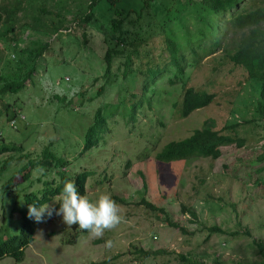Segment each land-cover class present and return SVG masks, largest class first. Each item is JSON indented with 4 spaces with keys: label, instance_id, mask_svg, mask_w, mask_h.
<instances>
[{
    "label": "rangeland",
    "instance_id": "rangeland-1",
    "mask_svg": "<svg viewBox=\"0 0 264 264\" xmlns=\"http://www.w3.org/2000/svg\"><path fill=\"white\" fill-rule=\"evenodd\" d=\"M59 1L48 0V8L56 10L54 3ZM82 1L67 2L63 10L66 29L57 36L31 28L20 34V44L33 45V40H50V44L38 57L29 83L7 93L4 98L8 101L0 102L3 109V104L12 101L16 111L24 115L16 117L18 128L11 127L6 115H0V146L4 143L15 150L0 153V237L18 235L22 214L28 212L26 192L37 193L45 180H60L55 168L34 165L46 152L63 157L68 162L62 167L65 171L93 168L94 174L86 180L85 195L92 201L102 193L123 198L116 203L124 220L102 237L93 238L85 231H75L74 226L68 228L60 216L42 223L33 219L34 239L25 247L22 260L5 255L0 264H102L104 258H109L106 264H187L186 257L215 264H264L258 245L261 243L264 249V119L259 120L257 108L261 100L259 82L228 57L241 31L228 30L221 47L210 54V48L203 50L198 59L188 50L189 44L197 51V43L202 48L211 44L214 26L220 24L222 33L229 27L231 13L215 14L205 8L191 17L188 14L195 13L198 0H154L150 9L152 13L154 5L155 12L140 19L131 12L124 21L128 37L145 38L134 45L138 56L132 53L133 66L140 70L132 65L125 70L123 57L116 56L112 70H117L121 61V74L118 78L112 75L114 80L106 82L103 55L108 46H113L109 22L113 8L107 0H101L95 18L81 23L74 16ZM142 2L122 0L126 8H139ZM261 4L264 0L253 3ZM117 5L121 6V0ZM177 11L179 15L187 13L182 25L191 34L186 39L179 37V16H173ZM25 12L29 19L31 9L25 8ZM169 14L172 17L166 19ZM130 19L137 21L130 23ZM162 26L171 27V36L179 37L180 49L185 52L182 73L167 65L157 74L170 60L160 33ZM153 29L157 33L148 34ZM16 50L0 36V74L9 73L3 63L17 58V53L13 57ZM13 63L16 66L18 59ZM152 65L158 69L146 72ZM101 84L106 88L98 95ZM186 85L212 91L215 97L183 117L172 102L181 98ZM81 97L83 100H79ZM98 108L106 118L111 115L107 119L110 130L102 134L98 145L84 149L86 129ZM250 118L254 121H245ZM229 120L240 122L235 135L244 138V143L225 145L220 158L155 159V152L167 140L181 138L205 121L220 129ZM31 150L33 156L27 153ZM143 182L147 184L146 198L162 206L164 212L155 214L139 202ZM165 212L181 229L168 224ZM213 224L225 231H210ZM108 240L113 242L111 248L105 247ZM156 248L167 252L142 254Z\"/></svg>",
    "mask_w": 264,
    "mask_h": 264
},
{
    "label": "trees",
    "instance_id": "trees-1",
    "mask_svg": "<svg viewBox=\"0 0 264 264\" xmlns=\"http://www.w3.org/2000/svg\"><path fill=\"white\" fill-rule=\"evenodd\" d=\"M60 0L58 4L54 3L58 8L56 10L48 8L51 6L48 3V0H11L10 3L2 2L0 3V19L3 20V28L0 27V36H3L8 42L9 45H14L17 50L13 52V57L17 53L19 56L14 59H18V64L13 66V60L10 59L4 62L6 67H8V74H0L1 84H0V102H6L4 96L7 93H13L20 90L25 84L29 83L31 76L34 74L38 57L42 55L46 50L49 49L50 40H33V45L23 43L21 33L25 30L28 31L31 28L34 31H41L51 34H58L59 31L66 29V16L63 13L65 5L68 1ZM110 7L113 8V14L109 19L110 22V39L113 42V46H108L104 52L103 58L105 60V70L104 77L106 82H111L114 80L112 75H115L117 78L121 74V61L118 64L117 70H112L113 58L116 56L123 57V66L127 70L129 66L137 71L139 67L133 66V57L132 53L138 56L139 52L134 47L139 41L144 40H134V38L128 37V30L124 27V21L130 15L131 12L137 14V18H142L144 14L152 16V13L155 12V6L153 5V12L151 13V2L154 0H143L139 8H126L122 4L121 6L117 5L119 0H107ZM247 0H198L195 8L194 14L189 16L196 17L198 16L205 8L215 14H223L230 12L229 27H226L222 33H219L220 24L214 26L216 33L212 36V42L206 48L200 47L199 43L196 44L200 50L197 51L195 47L191 44L188 46V50L191 54H195V59H198L202 54L203 50L210 48L209 53L215 52L214 48L221 47L222 38L228 32H237L241 31L240 36L234 39V50L228 53V57L236 64L242 65L248 72V76L252 79H255L259 82L260 88V97L261 100L258 103L259 110V120L264 119V4L253 5L255 0H252L247 7H243V4ZM101 0H83L81 3L78 2L77 10H75L76 16L78 17L79 22L81 23H90L95 18V9L100 5ZM196 3V2H194ZM26 9H31L32 14L30 18L27 19ZM178 13L173 16H179L177 19L178 23L181 26L180 38H187L188 33L191 34V30L186 28L185 24L182 25L185 21L187 13ZM166 19H170L172 16ZM137 20L130 19V23H134ZM148 25H151V21H147ZM230 28V29H229ZM229 30V31H228ZM228 31V32H227ZM157 33L156 29H153L148 34L152 35ZM164 36L166 48L169 52L170 60L165 64V68L158 69L156 65H152L146 69V72H149L150 69L156 67L159 71L157 74H161V71L167 69V65L174 67L175 71L178 70L179 73L184 71V61L183 57L185 52L180 49L179 46V37L171 36L172 30L171 27L165 29L161 27V32ZM159 34V33H158ZM29 35V32L26 36ZM195 43V42H194ZM129 46H131L129 48ZM126 51V54L123 52ZM12 57V58H13ZM10 61V62H9ZM12 63V64H11ZM2 64V65H3ZM1 65V66H2ZM132 68V69H133ZM140 70V69H139ZM2 71V70H1ZM0 71V72H1ZM156 74V75H157ZM105 85L101 84L98 86L96 94H101L105 90ZM84 95V94H83ZM143 95H140V97ZM139 97V98H140ZM215 97V93L205 89H199L192 85H186L184 91L179 100L172 102V105L179 109L181 116H187L193 109L205 106L209 104ZM138 98V99H139ZM137 99V100H138ZM144 99V96L143 98ZM141 99V100H142ZM79 100H83L81 97ZM11 102V103H10ZM4 105L3 109H0V115L4 114L9 121L11 127L18 128L16 119L13 117L16 116V108L13 105V102L10 101ZM12 110V111H11ZM124 111L121 110L123 115ZM111 116V115H110ZM108 116V117H110ZM106 116L101 113V109L98 108L95 110L93 115V122L87 127L85 132V143L84 149L89 148L90 146H96L100 142V138L104 132H108L110 125L107 122ZM24 118V117H23ZM134 118V117H133ZM129 118V119H133ZM14 119L13 123L11 120ZM246 122L254 121L253 118L246 119ZM240 124L238 120H229L224 126L220 129L214 128L209 125L207 121L200 126L195 127L189 134L178 138V139H169L162 144V146L155 152V159L159 161H172L178 159H189L197 157H209L212 159L220 158L224 154L225 145L236 144L241 146L244 143V138H241L235 134L236 128ZM233 131V132H232ZM49 145V143L47 144ZM45 145V146H47ZM45 150L41 148L40 150ZM12 150V151H11ZM39 150V151H40ZM2 151H15L11 147H7L4 143L0 146V153ZM84 150L79 152V155L83 153ZM29 156L34 155V151H27ZM13 157L22 158V155ZM34 165H39L46 169L55 168L59 181L56 178H51L49 180L43 181L44 187L35 192H26L24 194V200L29 206L30 204H35L39 206L40 204L47 203L52 200L55 196L57 197L59 192L62 190L63 184L65 181L75 182L78 191L80 194H86V180L91 173L94 174L93 168L83 167L79 171L70 172L69 169L65 171L62 167L68 165V162L58 154L47 153L43 154L40 158V163H35ZM143 192L141 193V198L139 202L143 203L146 207L153 210L156 214L158 211L164 212V208L160 205L153 203L151 200L147 199L145 196V191L147 184L143 182ZM111 198L116 202V200L123 201V198L119 197L116 194H110ZM58 207V205H57ZM183 208L185 206L183 205ZM153 213V214H154ZM166 213V212H165ZM194 215V212H191ZM56 216L55 214L52 216ZM167 222L169 225L179 227L175 221L170 220L166 213ZM49 219V218H48ZM47 220V219H46ZM75 231L79 230L78 225H73ZM184 229V228H182ZM210 231H220L224 232L225 230L217 224L209 226ZM35 227L33 225V219H30L26 213L22 214L21 225L18 235L8 236L6 238L0 237V258L9 255L15 260L20 261L24 256L25 247L34 239ZM73 236H76L74 234ZM72 236V237H73ZM70 241V240H69ZM74 240L73 242H75ZM260 247V253L264 256V249L261 243L258 244ZM140 250V249H139ZM139 253L141 252L138 251ZM161 252H167L165 248H156V249H147L142 254L154 256ZM182 258H185L182 256ZM187 264H215L207 261H195L192 259L185 258ZM109 261L104 258L100 263L106 264ZM161 264H167L165 262Z\"/></svg>",
    "mask_w": 264,
    "mask_h": 264
},
{
    "label": "clouds",
    "instance_id": "clouds-1",
    "mask_svg": "<svg viewBox=\"0 0 264 264\" xmlns=\"http://www.w3.org/2000/svg\"><path fill=\"white\" fill-rule=\"evenodd\" d=\"M19 113L16 111V119ZM47 203L28 206L27 215L37 223L46 222L54 214L62 217V222L71 228L87 232L93 238H100L106 230H112L121 224L124 217L120 206L107 193L100 194L94 201L80 194L75 182L65 181L57 197ZM58 205V207H57ZM42 235V233H41ZM112 241L105 242V247L111 248Z\"/></svg>",
    "mask_w": 264,
    "mask_h": 264
},
{
    "label": "built area",
    "instance_id": "built-area-1",
    "mask_svg": "<svg viewBox=\"0 0 264 264\" xmlns=\"http://www.w3.org/2000/svg\"><path fill=\"white\" fill-rule=\"evenodd\" d=\"M19 116H20L21 118L24 117V115H21V114H19ZM14 119H15V118H14ZM14 119L11 120V123H13Z\"/></svg>",
    "mask_w": 264,
    "mask_h": 264
}]
</instances>
